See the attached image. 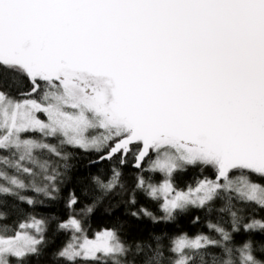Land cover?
<instances>
[{
  "label": "snow or ice",
  "instance_id": "6c2138e0",
  "mask_svg": "<svg viewBox=\"0 0 264 264\" xmlns=\"http://www.w3.org/2000/svg\"><path fill=\"white\" fill-rule=\"evenodd\" d=\"M29 132L59 145L24 138ZM63 145L106 150L101 159L119 155L120 164L131 155L138 169L147 159L146 171L164 179L151 183L140 175L136 188L163 201L165 220L222 193L229 211L233 199L264 209V183L252 179L264 180V0H0V151L8 153L0 155V195L28 204L35 201L20 190L51 196L55 173L44 177V187L20 175L47 171L37 151L66 159ZM189 166L211 169L215 178L178 189L174 176ZM120 177L114 169L106 184L96 182L111 190ZM76 203L72 195L69 207ZM238 211L230 212L231 232L209 225L220 240L176 237V258L167 261L160 236L155 247L145 241L130 248L116 228L89 237L73 215L58 225L72 237L55 256L67 264H196L199 256L205 264L200 250L211 245L222 249L212 264H264V219L242 223ZM140 213L157 219L146 208ZM6 215L0 211V219ZM44 226L34 216L12 235L5 226L0 264L38 255ZM241 227L261 239L234 241Z\"/></svg>",
  "mask_w": 264,
  "mask_h": 264
},
{
  "label": "trees",
  "instance_id": "16d2710c",
  "mask_svg": "<svg viewBox=\"0 0 264 264\" xmlns=\"http://www.w3.org/2000/svg\"><path fill=\"white\" fill-rule=\"evenodd\" d=\"M59 142L58 138L49 140ZM61 155L66 159L55 155L58 172H56L55 191H51V196L43 192L37 193L31 188L20 190V194L32 198L35 203L28 204L20 201L18 197L10 195H0V211L7 213L4 219H0V234L12 235L18 230V225L27 222L31 217L45 221L44 243L40 245L39 254H30L23 258V264H67L66 261L55 256L72 237L70 230H63L58 227L60 223L67 220L69 216H77L85 222V228L89 237L97 231L105 228H116L121 241L132 248L136 243L143 244L145 241L155 247V236L161 237V248L164 252L165 260L175 259L176 254L170 251L172 241L181 235H207L212 239L220 240L219 234L210 224H218L231 232V211H238V215L244 219L242 223L250 222L252 218L264 219V209L258 205L246 204L237 199L231 201L232 207L229 211L226 194H221L224 198H216L203 208L189 207L187 211L177 212L171 220H165L164 212L160 205L162 200H153L142 189L136 188V178L140 175L151 183H160L164 179L163 173L146 171L148 168L147 159L142 165V169L133 166L134 159L129 155L124 164H120L119 155L111 160L99 157L106 151L84 150L71 145L60 147ZM1 153H6L0 151ZM153 157V154H152ZM55 163L51 162L52 167ZM121 173L120 182L111 190L102 189L96 182V178L103 183H107L113 170ZM12 170V169H8ZM14 173V171H12ZM208 177L214 179L211 169L201 170L199 167L189 166L186 171L175 174L174 182L178 189L186 190L189 185L195 187L198 179ZM256 182L264 183L256 176H252ZM123 185V187H121ZM75 195L77 203L71 207L68 205L69 198ZM135 195L136 203L131 200ZM93 211L86 216L82 209L92 206ZM141 208H146L157 219L140 213ZM211 208L212 211L208 209ZM225 209L220 211V209ZM139 213L133 216L131 213ZM198 218V219H197ZM234 241H241L254 236L257 241L261 239L258 232L246 233L241 227L237 233H232ZM189 255H196L193 250H186ZM134 252V248H133ZM222 249L218 246H208L200 250L205 264H212V256L221 255ZM132 258V253L128 259ZM18 258H10L11 264H17ZM103 261V259H102ZM77 264H84L77 261ZM196 264H200L197 256Z\"/></svg>",
  "mask_w": 264,
  "mask_h": 264
},
{
  "label": "rangeland",
  "instance_id": "374dc122",
  "mask_svg": "<svg viewBox=\"0 0 264 264\" xmlns=\"http://www.w3.org/2000/svg\"><path fill=\"white\" fill-rule=\"evenodd\" d=\"M41 119H46V116H44L43 114H41ZM92 135H95L97 133L93 132L91 133ZM24 138H31V139H43L44 142L46 143H50V144H56V145H59V142H55L57 140L54 139V141H51L49 139L53 138V137H48V138H44L42 137V135L39 133V132H29V133H26L24 134ZM59 140V139H58ZM105 153V152H104ZM103 153V154H104ZM102 154V155H103ZM0 155H7L6 153H1L0 152ZM35 155L38 157V159L41 161V162H44V161H47L48 163V169L46 172L42 171L39 167H34V171L37 173L36 177L33 178L31 176H27V175H20V178L23 179L25 181V183H30L33 179H35V182L37 184V186L39 187H44L45 185H48L49 184V181L45 180L44 177L45 176H50V175H53L54 173L58 172V168H57V163L56 162V159L55 157H52V158H49L48 155H55L53 153H49L47 152L46 150L44 151H37L35 153ZM56 156V155H55ZM153 159L155 158L154 154H153ZM51 162L52 163H55L54 167H52L51 165ZM135 162V161H134ZM27 166H32V165H27ZM10 172V174H16L15 172L12 173V171L14 170H8ZM55 183V182H54ZM49 191H52L51 189V186H49ZM32 232H34V229L31 230ZM189 238H195L196 236L198 235H195V236H191V235H187ZM203 236H207V235H203ZM103 259V258H102Z\"/></svg>",
  "mask_w": 264,
  "mask_h": 264
},
{
  "label": "water",
  "instance_id": "95a60500",
  "mask_svg": "<svg viewBox=\"0 0 264 264\" xmlns=\"http://www.w3.org/2000/svg\"><path fill=\"white\" fill-rule=\"evenodd\" d=\"M103 155H105V153H104ZM103 155H101V156H103ZM101 156L99 157L98 161L103 160V159H101ZM106 160H107V159H106ZM144 162H145V161H144ZM144 162H142V165H143ZM134 164H135V162H134ZM134 164H133V166H134ZM135 168H136V167H135Z\"/></svg>",
  "mask_w": 264,
  "mask_h": 264
}]
</instances>
